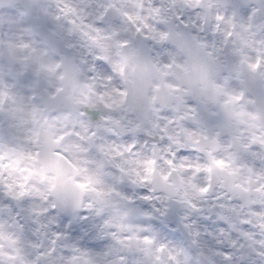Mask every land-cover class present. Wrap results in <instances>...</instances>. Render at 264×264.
Wrapping results in <instances>:
<instances>
[{
  "label": "clouds",
  "instance_id": "clouds-1",
  "mask_svg": "<svg viewBox=\"0 0 264 264\" xmlns=\"http://www.w3.org/2000/svg\"><path fill=\"white\" fill-rule=\"evenodd\" d=\"M0 264H264V0H0Z\"/></svg>",
  "mask_w": 264,
  "mask_h": 264
}]
</instances>
